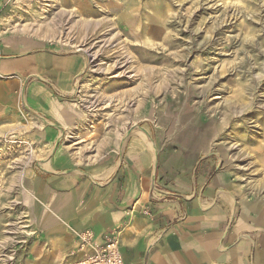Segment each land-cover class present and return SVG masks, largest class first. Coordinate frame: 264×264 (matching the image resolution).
<instances>
[{
  "label": "rangeland",
  "instance_id": "obj_1",
  "mask_svg": "<svg viewBox=\"0 0 264 264\" xmlns=\"http://www.w3.org/2000/svg\"><path fill=\"white\" fill-rule=\"evenodd\" d=\"M24 39L75 58L50 92L75 119L0 73V264H73L80 232L43 231L51 190L104 184L138 138L230 174L237 217L259 205L264 219V0H0V51Z\"/></svg>",
  "mask_w": 264,
  "mask_h": 264
},
{
  "label": "crops",
  "instance_id": "obj_2",
  "mask_svg": "<svg viewBox=\"0 0 264 264\" xmlns=\"http://www.w3.org/2000/svg\"><path fill=\"white\" fill-rule=\"evenodd\" d=\"M35 44L24 39L8 52L0 51V73L17 80L30 106H50L57 121L69 127L75 115L50 92L67 87L76 60ZM134 144L110 175L111 169L106 171L104 184L78 178L77 190H51L43 224L48 236L71 237L58 219L99 237L120 232L126 264H264V230L250 227L264 226L261 206L251 208L255 217H237V199L246 193L230 181V174L210 178L200 162L190 164L183 154L161 158L160 150L154 156L140 138ZM40 192L34 196L38 200L49 193ZM25 200L29 205L33 196ZM73 242L75 261L77 240Z\"/></svg>",
  "mask_w": 264,
  "mask_h": 264
},
{
  "label": "built area",
  "instance_id": "obj_3",
  "mask_svg": "<svg viewBox=\"0 0 264 264\" xmlns=\"http://www.w3.org/2000/svg\"><path fill=\"white\" fill-rule=\"evenodd\" d=\"M76 259L73 264H126L120 242V232H109L101 237L84 230L76 237Z\"/></svg>",
  "mask_w": 264,
  "mask_h": 264
},
{
  "label": "bare ground",
  "instance_id": "obj_4",
  "mask_svg": "<svg viewBox=\"0 0 264 264\" xmlns=\"http://www.w3.org/2000/svg\"><path fill=\"white\" fill-rule=\"evenodd\" d=\"M45 23V22H44ZM168 36V35H167ZM153 78V77H152ZM143 79V78H142ZM149 80V79H148ZM148 84H150V83H148ZM75 91L73 90L72 91V93H74ZM146 96V95H145ZM146 98V97H145ZM141 107V104H139V106H138V108H140ZM127 141L125 140V143H126ZM150 151L153 153V155L155 156L156 155V149L154 148V146H152L151 145V148H150Z\"/></svg>",
  "mask_w": 264,
  "mask_h": 264
}]
</instances>
